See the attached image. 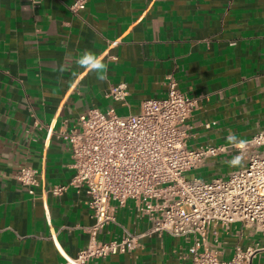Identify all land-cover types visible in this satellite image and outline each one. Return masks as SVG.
<instances>
[{
    "label": "crops",
    "instance_id": "obj_1",
    "mask_svg": "<svg viewBox=\"0 0 264 264\" xmlns=\"http://www.w3.org/2000/svg\"><path fill=\"white\" fill-rule=\"evenodd\" d=\"M74 1L0 0V264H65L55 241L70 255L87 246L85 228L95 220L86 194L42 193L71 179L61 135L78 129L89 110L137 114L143 101L167 95L172 76L197 100L188 120L192 148L236 145L264 127V0H88L77 16ZM86 53L102 66L82 63ZM238 160L234 152L210 158L192 174L227 177L232 169L218 167ZM23 167L38 172L35 196L15 179ZM111 204L115 223L100 240L151 228L134 200ZM214 231L209 244L225 259L251 242L240 224ZM193 241L154 233L130 253L88 264H192Z\"/></svg>",
    "mask_w": 264,
    "mask_h": 264
},
{
    "label": "built area",
    "instance_id": "obj_2",
    "mask_svg": "<svg viewBox=\"0 0 264 264\" xmlns=\"http://www.w3.org/2000/svg\"><path fill=\"white\" fill-rule=\"evenodd\" d=\"M30 2L38 7L42 0ZM87 2L75 0L70 11L79 15ZM167 86L164 98L143 101L137 114L91 109L79 117L78 129L62 133L71 150L72 177L66 184L43 189L42 196H59L69 188L83 191L95 220L85 228L89 241L77 254H68L55 241L65 264H88L130 253L142 238L154 233L192 237V264H254L264 258V127L236 145L192 148L188 120L197 100L181 91L172 76ZM113 95L124 98L121 87L114 88ZM231 152L244 164L227 177H187L188 172L206 166L208 159ZM15 179L32 196L42 186L34 168H20ZM128 200L147 213L151 228L141 234L124 230L120 239L100 240L104 228L115 223L116 207L111 203L120 207ZM234 224L250 230L251 242L237 245L233 256L225 259L217 247L210 246L209 237L217 235L212 227L229 230Z\"/></svg>",
    "mask_w": 264,
    "mask_h": 264
},
{
    "label": "rangeland",
    "instance_id": "obj_3",
    "mask_svg": "<svg viewBox=\"0 0 264 264\" xmlns=\"http://www.w3.org/2000/svg\"><path fill=\"white\" fill-rule=\"evenodd\" d=\"M237 163H238V165L235 164V165H234V168H233V165H230V166H228V165H223V166L220 165L218 168H222L223 171H224V173H226L227 171H229V170H231V169H232V171H233V170L239 169V168L242 166V165H241V160H238ZM192 172H193V171L188 172V173H187V177H189V178L194 177V175L192 174ZM208 176H209V175L206 174L205 178H207V179H205V178H202V179H204V180H213V179H214V178L210 179V178H208Z\"/></svg>",
    "mask_w": 264,
    "mask_h": 264
},
{
    "label": "clouds",
    "instance_id": "obj_4",
    "mask_svg": "<svg viewBox=\"0 0 264 264\" xmlns=\"http://www.w3.org/2000/svg\"><path fill=\"white\" fill-rule=\"evenodd\" d=\"M82 63H91L92 67L99 68L102 64L98 60H94L91 53H86L85 58L82 60Z\"/></svg>",
    "mask_w": 264,
    "mask_h": 264
}]
</instances>
